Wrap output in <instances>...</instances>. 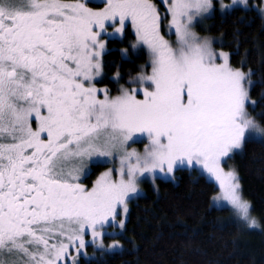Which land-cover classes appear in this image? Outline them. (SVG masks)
<instances>
[{"label":"snow or ice","instance_id":"6c2138e0","mask_svg":"<svg viewBox=\"0 0 264 264\" xmlns=\"http://www.w3.org/2000/svg\"><path fill=\"white\" fill-rule=\"evenodd\" d=\"M212 11V0H104L102 8L0 0V264H79L88 243L101 253L122 249L105 246V228L118 209L126 217L139 179L173 177L185 165L218 187V210L226 204L247 228H260L238 171L224 164L248 137L264 141V127L248 112L250 70L193 31ZM109 22L116 33L130 23L133 49L150 58V72L142 68L130 81L137 86L116 96L94 83ZM141 135L142 152L130 147ZM117 160L90 187L81 182L89 163Z\"/></svg>","mask_w":264,"mask_h":264},{"label":"trees","instance_id":"16d2710c","mask_svg":"<svg viewBox=\"0 0 264 264\" xmlns=\"http://www.w3.org/2000/svg\"><path fill=\"white\" fill-rule=\"evenodd\" d=\"M257 2L260 6L261 0ZM255 8L235 7L225 13L216 9L207 19V31L229 53L232 66L250 70V96L256 101L250 111L264 127V19ZM126 31L124 42L112 40L109 45L125 47L129 57L119 49L103 57L104 78L99 83L114 92L116 83L131 85L142 67L149 68L147 51L134 52L130 44L135 36L130 27ZM229 162L239 173L243 195L261 228L240 227L228 207L218 210L212 204L211 197L219 191L213 181L195 168L179 167L174 179L146 181L144 193L129 202L124 227L106 238L107 245L118 241L122 249L97 251L95 257H80L79 264H264V141L247 138ZM106 166L96 164L94 170Z\"/></svg>","mask_w":264,"mask_h":264},{"label":"rangeland","instance_id":"374dc122","mask_svg":"<svg viewBox=\"0 0 264 264\" xmlns=\"http://www.w3.org/2000/svg\"><path fill=\"white\" fill-rule=\"evenodd\" d=\"M156 3L159 5L160 4V0H156ZM212 3H213V11L207 16L205 17L204 19H200L198 20L195 24H194V27H193V31H195L198 35L202 36V37H207L211 40L212 42V47L215 51L217 52H225V53H228L226 52L224 49H222L221 47H218L216 45V43L219 41L217 37H215L214 35L210 34L208 31H207V27H208V22H207V19L212 16L214 13H215V10L217 9L220 13H225L226 11H230L232 10L233 8L235 7H245L243 4H241L239 2V0H237V3L235 6L233 7H229V8H226V9H221V4L223 5H232L233 3V0H212ZM253 4H251V0H247V7H250L251 5L255 6L256 8H260V9H264V0H261V5L259 6L257 0H254V2H252ZM88 6L89 7H92V8H102L104 6V0H88ZM160 11L161 13L164 12V7L162 5H160ZM263 16V19H264V15ZM107 27V33H111L112 35H108V34H104L102 33L101 35V39H103L105 42H106V49H105V53L110 51L111 49H119L122 53H124V50L125 47H121L120 45H113V46H110L109 43L110 41L112 40H117V41H120V42H124L125 41V38H126V34H127V28L130 27L132 33L134 34V29L131 27V24L130 23H126L125 25V28H124V31L123 33H116L115 32V28H118L119 27V24H115L113 25L112 22H109L108 25L106 26ZM135 36V34H134ZM166 38L171 40V41H174L175 40V36H168L166 35ZM135 43V39L131 42L130 44V47L131 49L136 52L137 50L141 49V48H144V47H140L138 46L137 48L133 49L132 45ZM146 51L147 49L144 48ZM104 53V54H105ZM147 54H148V51H147ZM229 54V53H228ZM126 57H129V54L127 52V55H125ZM104 57V55H103ZM103 57H102V64H103ZM149 54H148V63H149ZM144 69L145 72H150V67L147 69L146 66L142 67ZM246 73L248 71H245ZM104 78V71H103V68H102V72L99 76L96 77V80H95V86L98 88V89H107L108 92H109V95L111 96H116V95H119L120 94V89L121 87H124V88H132V87H136L137 85L135 84H131V85H125L124 83H119V84H115L114 85V89L116 90L115 92L111 89V86L110 85H106V84H100L99 82L102 81V79ZM113 79L115 81H118V78H116V76H113ZM249 79L251 80V82H253V79L250 77L249 75ZM100 98H103V95L102 93H100ZM138 98H143L142 97V93L138 94ZM251 98V96H250ZM251 100L255 101L253 98H251ZM255 104H256V101H255ZM255 107V105H252V104H249L248 105V112L250 113L251 115V109ZM252 116V115H251ZM252 118H254L252 116ZM259 123V122H258ZM260 124V123H259ZM261 125V124H260ZM35 126V125H34ZM262 126V125H261ZM263 127V126H262ZM248 138H254V139H260L259 137H248ZM136 139V142L135 143H131L130 142V147L131 148H135L136 150L138 151H143L144 149V146L147 144V138L146 136H138V138H135ZM261 140V139H260ZM241 149V148H240ZM240 149H237V150H240ZM92 164H97V163H89L85 169V175H88L92 169ZM99 164H105L107 165L105 167V169H103L104 171H107L108 169H115V168H118L119 167V162L118 160L113 162V163H99ZM179 167H186V168H195L197 170H199L202 174H204L206 177L207 175L203 172L202 169L199 168V166H193V167H189V166H178L177 168ZM224 167L226 169H229V168H234L233 165L229 162V159H227L226 163L224 164ZM176 168V169H177ZM103 171V172H104ZM82 176V178L84 177ZM175 177V172H174V176L173 177H164V176H161V175H158L157 178H163V179H174ZM240 177V176H239ZM81 178V179H82ZM210 181L211 179L209 177H207ZM155 180V179H154ZM153 178L151 176H149L148 174H145L143 177H141L138 181V188H139V195H142L144 193V183L146 181H154ZM241 183V181H240ZM134 199V198H133ZM132 199H130L131 201ZM129 201V202H130ZM213 204V202H212ZM221 207H228L226 204L225 205H222ZM128 208H129V204H128ZM129 212V211H128ZM253 213V211H252ZM232 215V213H231ZM254 215V213H253ZM255 216V215H254ZM256 217V216H255ZM128 218V213L126 215V217H124L122 214H120V210L118 209V215L116 217V223L113 224L112 226L110 227H107L105 228V231H106V235L104 236V244L105 246H108L106 244V238L108 236H114L118 233V231L121 229L119 226H118V223L121 219H125V222H126V219ZM232 220H234L235 222L239 223L240 227L242 228H246V229H249L247 228V226L241 222V221H238L233 215H232ZM257 218V217H256ZM258 219V218H257ZM259 221V219H258ZM260 223V222H259ZM119 228V229H118ZM260 228H261V225H260ZM249 230H258V228L256 229H249ZM86 241H90V237L89 236H86L85 237ZM110 245V244H109ZM89 247H91L93 249V251L91 252L89 250ZM86 251L88 253V256L87 257H95L96 256V252L99 251L98 249L94 248L91 243H88L87 246H86ZM75 254V253H73Z\"/></svg>","mask_w":264,"mask_h":264},{"label":"flooded vegetation","instance_id":"af4514ba","mask_svg":"<svg viewBox=\"0 0 264 264\" xmlns=\"http://www.w3.org/2000/svg\"><path fill=\"white\" fill-rule=\"evenodd\" d=\"M94 165H96V164H92V169H91V171H90V173L88 174V175H86V176H84L82 179H81V182L82 183H84L86 186H91L92 185V183L96 180V178L99 176V174L100 173H102L104 170L102 169V170H98V171H95L94 170ZM100 165H105V164H100ZM105 169V168H104ZM93 172H95L96 173V175H95V178L94 179H92V180H90V182H88V178L92 175V173ZM117 217V216H116ZM113 224H109V225H106V228L107 227H110V226H112ZM81 257H83V256H81ZM80 258V257H79ZM78 258V259H79Z\"/></svg>","mask_w":264,"mask_h":264}]
</instances>
